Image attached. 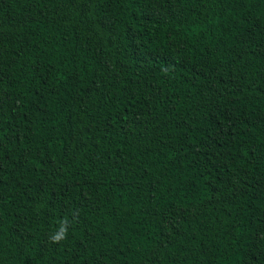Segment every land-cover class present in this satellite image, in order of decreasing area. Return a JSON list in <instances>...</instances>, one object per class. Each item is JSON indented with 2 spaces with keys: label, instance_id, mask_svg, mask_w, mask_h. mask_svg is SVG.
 <instances>
[{
  "label": "trees",
  "instance_id": "trees-1",
  "mask_svg": "<svg viewBox=\"0 0 264 264\" xmlns=\"http://www.w3.org/2000/svg\"><path fill=\"white\" fill-rule=\"evenodd\" d=\"M0 264H264V0H0Z\"/></svg>",
  "mask_w": 264,
  "mask_h": 264
},
{
  "label": "clouds",
  "instance_id": "clouds-1",
  "mask_svg": "<svg viewBox=\"0 0 264 264\" xmlns=\"http://www.w3.org/2000/svg\"><path fill=\"white\" fill-rule=\"evenodd\" d=\"M68 223L67 218L60 222L58 229L49 236L50 243L59 244L68 238Z\"/></svg>",
  "mask_w": 264,
  "mask_h": 264
}]
</instances>
